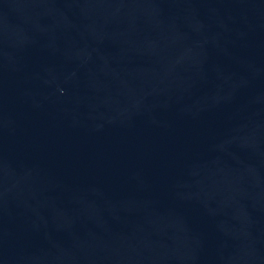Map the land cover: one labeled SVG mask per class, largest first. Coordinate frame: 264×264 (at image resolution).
I'll return each instance as SVG.
<instances>
[{
  "label": "water",
  "instance_id": "obj_1",
  "mask_svg": "<svg viewBox=\"0 0 264 264\" xmlns=\"http://www.w3.org/2000/svg\"><path fill=\"white\" fill-rule=\"evenodd\" d=\"M0 264H264V0H0Z\"/></svg>",
  "mask_w": 264,
  "mask_h": 264
}]
</instances>
